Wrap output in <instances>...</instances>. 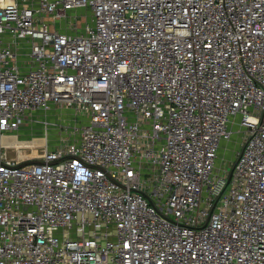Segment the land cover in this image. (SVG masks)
Segmentation results:
<instances>
[{
    "label": "built area",
    "instance_id": "1",
    "mask_svg": "<svg viewBox=\"0 0 264 264\" xmlns=\"http://www.w3.org/2000/svg\"><path fill=\"white\" fill-rule=\"evenodd\" d=\"M0 264H264V0H0Z\"/></svg>",
    "mask_w": 264,
    "mask_h": 264
},
{
    "label": "rangeland",
    "instance_id": "2",
    "mask_svg": "<svg viewBox=\"0 0 264 264\" xmlns=\"http://www.w3.org/2000/svg\"><path fill=\"white\" fill-rule=\"evenodd\" d=\"M47 119H49L51 123H53V125H49L48 128H46L45 126L41 124L35 125L34 127L32 125H28V127L26 126L25 129H23L24 136L29 137V138L33 137L39 143H41L44 139H46L49 144H51L52 142H55L58 137L60 138V135L58 134L59 133L58 126L60 124L63 125L62 128L60 127V129L63 130L64 128L68 127V122L70 119L69 117L58 116L55 113L48 114ZM235 129L237 130L238 127H235ZM38 137H41V138H38ZM223 144L226 146L223 145V147L221 148L222 151H221L220 157L222 159L234 158L235 151L237 149H240V146L242 145L241 133L236 134L230 143L225 142ZM36 149L37 150L34 149L36 151L35 153L30 151V149H25V152L27 154H30L31 152L32 155L39 154L40 146L36 147ZM230 164H232V162Z\"/></svg>",
    "mask_w": 264,
    "mask_h": 264
},
{
    "label": "bare ground",
    "instance_id": "3",
    "mask_svg": "<svg viewBox=\"0 0 264 264\" xmlns=\"http://www.w3.org/2000/svg\"><path fill=\"white\" fill-rule=\"evenodd\" d=\"M45 140V139H44ZM43 140V141H44ZM22 144H28V143H22ZM36 144H39V142H37L35 139L29 143V145H36ZM35 152V151H34Z\"/></svg>",
    "mask_w": 264,
    "mask_h": 264
}]
</instances>
